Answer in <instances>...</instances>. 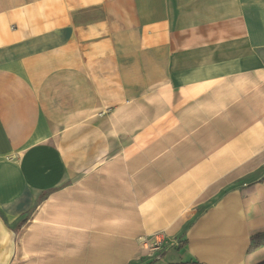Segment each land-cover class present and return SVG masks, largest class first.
Listing matches in <instances>:
<instances>
[{
    "label": "crops",
    "instance_id": "obj_1",
    "mask_svg": "<svg viewBox=\"0 0 264 264\" xmlns=\"http://www.w3.org/2000/svg\"><path fill=\"white\" fill-rule=\"evenodd\" d=\"M263 261L264 0H0V264Z\"/></svg>",
    "mask_w": 264,
    "mask_h": 264
},
{
    "label": "trees",
    "instance_id": "obj_2",
    "mask_svg": "<svg viewBox=\"0 0 264 264\" xmlns=\"http://www.w3.org/2000/svg\"><path fill=\"white\" fill-rule=\"evenodd\" d=\"M184 264H198V263H184ZM259 264H264V261Z\"/></svg>",
    "mask_w": 264,
    "mask_h": 264
},
{
    "label": "rangeland",
    "instance_id": "obj_3",
    "mask_svg": "<svg viewBox=\"0 0 264 264\" xmlns=\"http://www.w3.org/2000/svg\"><path fill=\"white\" fill-rule=\"evenodd\" d=\"M166 245H169V244L167 243ZM172 254H174V253H172ZM170 255H171V254H169L168 258H170Z\"/></svg>",
    "mask_w": 264,
    "mask_h": 264
}]
</instances>
